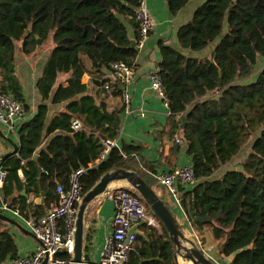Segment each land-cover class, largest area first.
<instances>
[{
    "label": "trees",
    "instance_id": "trees-1",
    "mask_svg": "<svg viewBox=\"0 0 264 264\" xmlns=\"http://www.w3.org/2000/svg\"><path fill=\"white\" fill-rule=\"evenodd\" d=\"M192 1L166 0L170 16L176 17ZM138 3L0 0V92L12 95L23 105L25 114L31 107L15 79L17 45L24 55H30L38 49L36 37L46 41L51 35L53 42L36 83L42 104L17 131L18 153L0 163L7 174L0 198L8 203L17 195L11 209L19 210L22 216L41 217L40 211L57 204L58 188L68 189L70 175L80 168L86 169L84 193L115 169L135 171L153 188L147 170L137 167L144 162L143 147H114L98 167L89 168L104 153V141H118L122 109L108 111L82 83L85 75H91L98 87L111 84L104 83L101 76L111 73L112 63L135 67L138 50L125 22L129 21L139 41L134 18ZM177 38L185 51L211 49L207 57H187L164 41L158 44L161 60L154 73L161 75L168 98L173 118L170 134L182 133L198 180L194 188L180 189L181 208L195 231L210 229L219 242L220 261L264 264V66L257 71L264 61V0H206L195 10L193 19L180 27ZM59 75L70 78L54 90ZM111 86L115 97L122 96L123 87L118 83ZM48 103L66 104L50 123ZM190 109L182 129L181 118ZM75 120L83 131H73ZM46 137L50 138L43 145ZM253 137L256 139L241 169L212 179ZM36 153L39 158L34 162ZM24 188L26 195H46L45 204L30 205L22 196ZM199 217H209L212 222L194 224ZM157 221L161 232L145 222L139 226L129 264H177L174 244ZM8 224L0 219V264L18 257L14 238L4 229ZM59 257L70 255L60 253Z\"/></svg>",
    "mask_w": 264,
    "mask_h": 264
},
{
    "label": "crops",
    "instance_id": "crops-1",
    "mask_svg": "<svg viewBox=\"0 0 264 264\" xmlns=\"http://www.w3.org/2000/svg\"><path fill=\"white\" fill-rule=\"evenodd\" d=\"M204 2H206V0H194L176 17L172 18L169 14L166 0H148L149 12L155 21L156 28L149 36L145 48L138 53L135 60V74L133 81L130 85L124 88L131 97V109L134 111L131 116L126 115L122 96L115 97L112 94L114 90L111 89V85L112 83L113 85L116 84L112 73L101 76L104 83L110 82L111 84L101 85L100 87L96 85L97 80L93 81L91 75H85L82 79V83L88 87V94L95 96L99 102H104L107 105L108 111L122 109L121 133L118 141H116V145L117 147H121L123 144H128L144 148L142 153L144 162H139L137 167L143 171L147 170L146 172L149 174V180L153 184V189L165 201L179 224H184L189 221L182 208L175 203V200L169 195L168 191L157 182L154 175L157 173H169L176 168L190 165L191 157L188 156L186 147L183 144L182 133H177L175 137L171 136L170 129L173 118L170 117V113L164 107L162 99L156 92L151 90L150 76L154 73L161 60L158 48L160 41L166 42L187 57L193 56L204 58L209 55L210 50L202 53H192L183 50L180 47L177 38V33L180 27L193 19L195 10ZM125 23H127L129 38L135 44L136 38L134 31L130 26L129 21H126ZM51 51L43 58V60H41L38 51H35L30 55H24L22 53L21 45H17L15 55V79L20 83L26 102L31 107L30 112L24 114L23 122L31 119L33 115L36 114L38 107L42 104V97L36 87V83L42 76L44 66L49 59ZM69 78V75H59L54 90H56L59 85L65 84ZM106 87H108V89ZM48 106L49 115L47 123H50L55 116L65 110L66 104L52 105L48 103ZM49 138L50 137H46L43 145L49 140ZM10 141L19 145L17 137H14L13 134L0 123V158L13 152L14 148ZM249 153L250 151L246 153V157H244L243 161L235 162L237 165L232 167V162L236 159L235 157L231 164L223 166L217 171L214 175L215 177L213 176L212 179L220 178L227 170H240L242 163L246 160ZM241 154L242 151L238 156ZM38 158L39 155L36 153L32 160L37 162ZM103 161L104 159L102 156L97 157L89 165V168H96ZM147 166L152 168L151 171L147 169ZM20 177L22 178V173H20ZM117 183H114L113 186L118 185ZM189 188L190 186L185 189ZM110 191L111 190L109 189L104 195L92 202L85 214V264H96L99 261L105 240L113 231L112 218L115 214V204L108 198ZM179 194L181 196L180 190ZM27 196L28 203L32 206L45 204L46 195H43L41 198H36L33 194ZM54 205L56 204L51 203L44 209V211H40L39 216H44ZM3 214L15 220L21 227L9 223L4 228L8 230L14 238L17 248V258L31 255L39 242L26 226L24 220L25 218L33 216L30 214L28 217H17L11 212H4ZM207 229L209 231H207ZM157 230L161 232L160 226ZM194 232L196 236L199 235L200 237H206L204 234L210 235L211 233L209 228H203L202 231L194 230ZM211 254L213 256V253ZM212 256L209 255V258L213 261L214 259ZM13 260L14 259H7L2 264H11Z\"/></svg>",
    "mask_w": 264,
    "mask_h": 264
},
{
    "label": "built area",
    "instance_id": "built-area-1",
    "mask_svg": "<svg viewBox=\"0 0 264 264\" xmlns=\"http://www.w3.org/2000/svg\"><path fill=\"white\" fill-rule=\"evenodd\" d=\"M134 18L140 30V40L135 44L139 53L145 48L149 36L156 28L155 21L149 12L148 0H139ZM110 69L116 84L123 87L122 100L125 112L127 116H131L134 113L131 109V97L124 88L133 81L134 68L124 62H116L110 65ZM106 88L108 89V87ZM150 88L162 99L164 107L169 112V102L161 75L151 74ZM24 114L25 110L21 103L12 95L0 92V123L14 137L17 136V131L23 123ZM72 129L75 132L84 130L81 123L76 120L72 122ZM104 145L106 149L101 156L105 160L117 145L116 142L110 141H104ZM85 172V168H80L70 175L68 189L58 188L59 201L44 216L25 218L26 226L34 234L39 244L31 255L14 259L11 264H42L47 256L49 257L48 264H71L77 210L85 195L82 184ZM6 175V172L0 169V189L5 183ZM154 178L168 191L180 207V188H187L198 181L192 164L176 168L169 173H157ZM108 198L115 204V214L112 218L113 231L107 236L101 257L96 264H129L130 257L135 250L139 226L145 222L149 227L157 229L159 223L146 203L131 189L114 188L108 194ZM4 212H11L17 217H23L19 210H12L8 207V203L0 198V213ZM57 252L69 254L70 258H61L59 254L56 255ZM203 252L209 257L213 250L209 248Z\"/></svg>",
    "mask_w": 264,
    "mask_h": 264
},
{
    "label": "water",
    "instance_id": "water-1",
    "mask_svg": "<svg viewBox=\"0 0 264 264\" xmlns=\"http://www.w3.org/2000/svg\"><path fill=\"white\" fill-rule=\"evenodd\" d=\"M37 44H41V39L36 37ZM135 45V44H134ZM135 47V46H134ZM192 109L188 110L181 118V128L185 129L187 118L191 114ZM13 145V152L0 158V163L3 162L11 154H16L19 151V145ZM123 183L131 188L148 206V208L154 213V215L161 222L163 227L169 234L171 241L175 247V260L179 264L177 254H183V260L185 264H216L212 261L201 249H198L193 242H191L181 229L180 224L173 215L170 208L167 206L165 201L158 195V193L149 186L135 171L126 169H115L103 175L98 183L90 189L83 196L77 210L76 224H75V235H74V249L71 256V264H85L84 255V230H85V214L88 207L96 199L104 195L111 187L113 183ZM22 196L26 195V188L22 191ZM17 195L12 196L8 199V207H12V203ZM0 219L4 222L10 223L14 226H19L18 223L10 217L0 213ZM212 220L209 217H199L194 221V224H206L211 223ZM20 227V226H19ZM21 228V227H20ZM186 244H189L187 246ZM242 250L238 251L232 257L234 258L237 254H240ZM59 252L56 253L58 255ZM49 257L47 256L42 264H48Z\"/></svg>",
    "mask_w": 264,
    "mask_h": 264
},
{
    "label": "rangeland",
    "instance_id": "rangeland-1",
    "mask_svg": "<svg viewBox=\"0 0 264 264\" xmlns=\"http://www.w3.org/2000/svg\"><path fill=\"white\" fill-rule=\"evenodd\" d=\"M210 48H212V47H210ZM52 49H53V42H52L51 35H50L46 41H41V44L38 45V49L36 50V52L37 51L39 52V56L41 57V60H43V58L45 56H47ZM209 50H211V49H209ZM263 66H264V61L259 63L257 71H259L260 68H262ZM255 139L256 138L253 137L252 140L247 145H245V147L242 150V154L240 156L236 157V159H234V161L232 162V164H233L232 167H235V165H237V163H235V162L243 161L244 157H246V153H248V151H250L251 144ZM117 184L118 185H116V186L112 185L113 187H110V190H112L114 188H118V187H124V188L131 189L129 186H127L123 183L122 184L117 183ZM195 186H196V184H192V185H190V188L192 189ZM134 194L137 196L136 193H134ZM178 217H179V215H178ZM180 226H181L182 231L186 235V237L191 242H193L198 249H202L204 251L205 249L210 247V249L213 250V252H212L213 256L211 255L214 259L213 261L216 264H225L223 261H220L221 259L218 256L219 243L213 239L211 233H210V235L203 233L206 237H200L199 235H197V236L195 235L194 229H192L191 224L189 222H186L184 224L181 223ZM207 231H209V230L207 229ZM186 245L189 246V244H186ZM179 264H185L183 258H179Z\"/></svg>",
    "mask_w": 264,
    "mask_h": 264
},
{
    "label": "bare ground",
    "instance_id": "bare-ground-1",
    "mask_svg": "<svg viewBox=\"0 0 264 264\" xmlns=\"http://www.w3.org/2000/svg\"><path fill=\"white\" fill-rule=\"evenodd\" d=\"M113 184H114V183H113ZM113 184H112V185H113ZM112 185H111V186H112ZM177 258H178V262H179V258H183V254H180V253L177 254ZM190 264H192V263H190Z\"/></svg>",
    "mask_w": 264,
    "mask_h": 264
}]
</instances>
